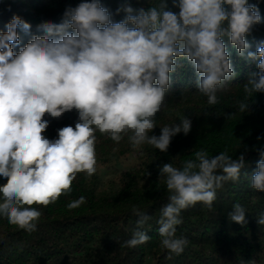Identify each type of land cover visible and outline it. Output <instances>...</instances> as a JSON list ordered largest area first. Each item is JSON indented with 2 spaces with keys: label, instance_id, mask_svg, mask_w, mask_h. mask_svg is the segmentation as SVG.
<instances>
[{
  "label": "clouds",
  "instance_id": "clouds-1",
  "mask_svg": "<svg viewBox=\"0 0 264 264\" xmlns=\"http://www.w3.org/2000/svg\"><path fill=\"white\" fill-rule=\"evenodd\" d=\"M178 7L177 15L166 10V0L147 10L126 4L117 9L126 14L124 19L113 22L100 0H82L66 7L60 23L39 24L44 35H33L19 52L13 47L21 43L18 29L29 34L31 24L13 15L7 31L0 32V177L6 179L0 184V217L35 232L42 212L34 205L55 203L71 193L77 174L96 173V132L117 143L126 136L133 149L146 144L161 152H167L177 134L187 135L192 125L187 117L161 127L159 136L149 135L157 126V113L166 107L178 59L194 66L207 103L220 102L218 94L229 89L226 81L237 75L224 37L245 57L250 47L245 37L261 23V15L248 0H178ZM247 58H258L259 71L243 86L244 97L237 101L240 114L248 110L254 93H264V42L255 53L247 52ZM73 109L78 112L75 127L58 129L55 139L43 135L49 126L46 114L59 118ZM257 151V170L250 176L242 173L244 155L234 159L227 150L210 156L201 148L181 167H160L168 192L156 221L163 249L184 252L188 240L176 235L182 211L197 203L211 210L225 184L238 183L243 175L252 189L264 192V148ZM84 200L80 197L68 207ZM132 213L138 219L122 245L128 248L150 240L144 229L152 217L137 205ZM228 217L244 224L246 210L236 203ZM257 222L264 225V214Z\"/></svg>",
  "mask_w": 264,
  "mask_h": 264
},
{
  "label": "trees",
  "instance_id": "trees-1",
  "mask_svg": "<svg viewBox=\"0 0 264 264\" xmlns=\"http://www.w3.org/2000/svg\"><path fill=\"white\" fill-rule=\"evenodd\" d=\"M82 0H0V32L13 15L31 24L29 34L18 29L21 43L13 46L14 52L26 45L33 35H44L37 30L43 22L60 23L68 6L75 7ZM113 22L125 17L123 5L147 10L158 0H100ZM256 5L261 23L253 27L245 39L250 47L245 57L224 37L226 50L236 77L226 81L228 91L220 93V102L209 105L207 97L199 93L195 68L186 59H178V67L171 74L172 83L165 94L166 107L157 113V126L149 135L161 134V127L179 123L187 117L191 130L179 133L171 140L167 152L149 145L133 149L125 136L119 143L96 132L97 171L91 177L77 174L72 191L62 195L47 207L36 206L42 212L37 230L31 234L0 217V264H264V225L257 217L264 214V192L250 187L243 175L238 183H227L218 190L213 207L197 203L183 210V223L177 226V237H185L188 245L180 255L161 247L156 223L161 208L168 202V192L159 169L166 163L181 167L182 162L193 158L201 148L210 156L227 150L230 156L244 155L242 173L253 174L260 159L257 149L264 148V93H254L249 108L240 114L237 101L243 99V86L253 72H258L257 60L247 58L264 42V0H248ZM167 9L179 14L178 0H166ZM226 8L229 6L225 5ZM131 26V25H130ZM234 113L231 119L230 114ZM49 126L43 133L49 139L58 136V129L75 127L78 112H65L59 118L45 115ZM259 138V139H258ZM133 159L132 165L125 164ZM104 169L120 171L113 186L103 182ZM6 179L0 177V184ZM117 183V184H116ZM84 197L79 206L69 208ZM239 203L246 210V223L231 221L228 212ZM139 206L152 217L145 225L150 240L136 248L122 246L131 238L138 217L132 207Z\"/></svg>",
  "mask_w": 264,
  "mask_h": 264
},
{
  "label": "rangeland",
  "instance_id": "rangeland-1",
  "mask_svg": "<svg viewBox=\"0 0 264 264\" xmlns=\"http://www.w3.org/2000/svg\"><path fill=\"white\" fill-rule=\"evenodd\" d=\"M134 163L133 159L130 161L126 162L125 164L132 165ZM120 171H115L112 169H104L103 171V182L106 186H113L115 183H112L114 181H118V176H119ZM117 184V183H116Z\"/></svg>",
  "mask_w": 264,
  "mask_h": 264
}]
</instances>
